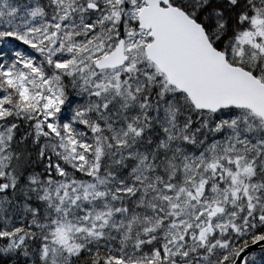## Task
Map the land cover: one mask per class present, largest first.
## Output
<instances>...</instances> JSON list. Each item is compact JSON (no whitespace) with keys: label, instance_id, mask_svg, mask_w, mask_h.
Masks as SVG:
<instances>
[{"label":"snow or ice","instance_id":"obj_1","mask_svg":"<svg viewBox=\"0 0 264 264\" xmlns=\"http://www.w3.org/2000/svg\"><path fill=\"white\" fill-rule=\"evenodd\" d=\"M0 264H264V0H0Z\"/></svg>","mask_w":264,"mask_h":264}]
</instances>
